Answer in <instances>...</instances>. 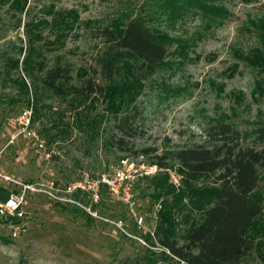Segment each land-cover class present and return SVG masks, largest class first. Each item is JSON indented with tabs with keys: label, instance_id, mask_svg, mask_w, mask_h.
<instances>
[{
	"label": "rangeland",
	"instance_id": "rangeland-1",
	"mask_svg": "<svg viewBox=\"0 0 264 264\" xmlns=\"http://www.w3.org/2000/svg\"><path fill=\"white\" fill-rule=\"evenodd\" d=\"M143 2L28 0V11L16 30L2 6L0 54L5 49L15 56L12 46L6 45L7 39L16 47H28L23 21L40 18L49 22L50 16L42 9L52 4L54 9L74 10L77 17L64 48L57 51L69 50L66 55L74 69L80 67L91 72L95 66L93 57L100 46L84 22L97 19L105 23L129 5L137 9ZM221 3L229 15L221 24L209 26L204 25L205 18L190 10L180 9L171 15L160 10L151 25L171 38L167 57L151 69L126 57L124 61L132 66L130 74L122 66L113 77L112 84L117 90L139 88L136 149L150 148L154 154L168 155L177 147L200 143L204 115H227L240 130L264 122V91L254 84L255 79L263 81L264 76L239 58V54L257 44L255 32L248 30V19L264 15V0H221ZM49 28L44 26L43 37L55 41V30ZM42 51L46 54L44 47ZM95 80L103 82L98 74ZM25 81L29 87L27 95L21 94L17 85L0 73V171L34 188L23 192L21 216L0 215V264H127L148 246L143 235L152 231L155 224L157 205L151 202L148 179L143 176L155 171V166L149 165L153 156L129 153L119 159L124 154L109 149L102 141L103 134L90 139L73 124L65 133L60 132L58 126L62 125L55 127L52 122L57 123L56 113L65 107L55 97L39 98V116L32 121V85ZM261 85L264 87V82ZM25 107L31 108L32 129L39 141L14 136V118ZM103 107L105 102L98 98L89 115L101 113ZM71 115L64 111L63 120L70 122ZM43 127L47 133L40 132ZM52 134L55 136L51 140ZM47 139L50 141L46 142ZM99 182L106 184L100 193L103 204L92 209ZM0 187L15 193L22 189L13 182ZM76 188L85 194L86 204L72 200L71 193ZM258 188L264 198V176ZM250 229L258 242H264V209ZM262 245L259 243L257 250L264 254ZM240 264L263 263L253 251Z\"/></svg>",
	"mask_w": 264,
	"mask_h": 264
},
{
	"label": "trees",
	"instance_id": "trees-1",
	"mask_svg": "<svg viewBox=\"0 0 264 264\" xmlns=\"http://www.w3.org/2000/svg\"><path fill=\"white\" fill-rule=\"evenodd\" d=\"M126 1L131 4L133 0ZM27 2L0 0V7L5 6V13L12 18L13 30L20 27L21 17L28 11ZM135 8L129 5L105 23L97 19L84 22L100 46L93 57L95 66L89 72L80 67L74 69L66 55L69 50L57 51L64 48V41L74 28L76 12L45 5L42 10L50 16L49 22L27 19L21 25L28 47H16L7 39L6 45L12 46L15 56L5 49L1 52L0 73L14 82L23 95H27L29 88L25 79L31 83L32 121L39 116V98L55 97L64 102V111L72 114L69 122L63 120L64 111L55 112L57 123L52 124L62 125L58 126L60 132L65 133L73 124L90 139L103 134L102 141L109 149L124 154L119 159L129 153L153 156L149 165H154L155 171L143 176L148 179L151 202L157 205L155 224L152 231L143 235L148 246L127 264H240L253 251L264 264V254L257 250L259 243L264 247V242H258L250 229L264 209L258 188L264 176V122L240 130L227 115H204L200 123L202 142L177 147L168 155L154 154V149L134 146L140 114L136 106L139 88L117 90L112 84L122 66L130 74L132 66L124 61L126 57L146 69L158 66L167 57L171 38L151 25L160 10L169 15L180 9L190 10L206 19L205 26L221 24L229 11L221 0H144ZM248 24V30L255 32L257 44L239 54V58L264 76V15L249 18ZM44 26L55 30V41L44 39ZM96 74L102 83L96 82ZM262 82L264 79L254 80L255 87L264 91ZM98 98L105 102V107L101 113L90 116ZM40 132L45 133L46 128ZM49 136L52 140L55 135ZM169 171L177 175V184L171 181ZM105 188L106 184L99 182L92 209L103 204L100 193ZM9 193L0 187V200ZM71 195L74 202L86 204L85 194L79 188ZM150 247L161 250L153 251Z\"/></svg>",
	"mask_w": 264,
	"mask_h": 264
},
{
	"label": "built area",
	"instance_id": "built-area-1",
	"mask_svg": "<svg viewBox=\"0 0 264 264\" xmlns=\"http://www.w3.org/2000/svg\"><path fill=\"white\" fill-rule=\"evenodd\" d=\"M14 126H15L14 136H22L32 141H39L35 131L32 129L30 107H25L20 111H18V113L14 118ZM170 178L174 184L178 183L177 175L170 174ZM9 182H13L15 184L20 185L22 189L20 193L18 192L15 193L10 191L7 198L4 199L2 202H0V215L11 214V215L21 216L22 214L21 206L25 202L23 199V192L25 190H34V188L27 183H20L19 181H16L12 179L8 174L0 171V184L9 183ZM166 252L168 253V251Z\"/></svg>",
	"mask_w": 264,
	"mask_h": 264
}]
</instances>
